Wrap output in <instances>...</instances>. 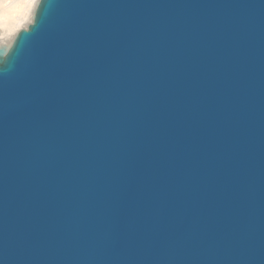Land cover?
Returning <instances> with one entry per match:
<instances>
[{
    "label": "water",
    "instance_id": "1",
    "mask_svg": "<svg viewBox=\"0 0 264 264\" xmlns=\"http://www.w3.org/2000/svg\"><path fill=\"white\" fill-rule=\"evenodd\" d=\"M0 45V264H264V0H39Z\"/></svg>",
    "mask_w": 264,
    "mask_h": 264
},
{
    "label": "bare ground",
    "instance_id": "2",
    "mask_svg": "<svg viewBox=\"0 0 264 264\" xmlns=\"http://www.w3.org/2000/svg\"><path fill=\"white\" fill-rule=\"evenodd\" d=\"M37 2L13 0L9 3L0 0V45L10 44L17 32L33 20Z\"/></svg>",
    "mask_w": 264,
    "mask_h": 264
},
{
    "label": "snow or ice",
    "instance_id": "3",
    "mask_svg": "<svg viewBox=\"0 0 264 264\" xmlns=\"http://www.w3.org/2000/svg\"><path fill=\"white\" fill-rule=\"evenodd\" d=\"M6 2H9V3H11V2H13V0H6ZM31 2H32V3H36V2H37V0H31Z\"/></svg>",
    "mask_w": 264,
    "mask_h": 264
}]
</instances>
